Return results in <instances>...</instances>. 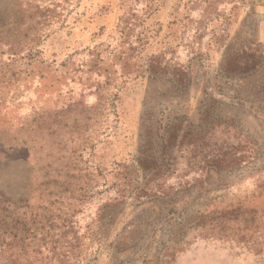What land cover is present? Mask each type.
I'll return each instance as SVG.
<instances>
[{"label": "rangeland", "instance_id": "1", "mask_svg": "<svg viewBox=\"0 0 264 264\" xmlns=\"http://www.w3.org/2000/svg\"><path fill=\"white\" fill-rule=\"evenodd\" d=\"M263 51L264 0H0V195L67 190L81 264H264Z\"/></svg>", "mask_w": 264, "mask_h": 264}, {"label": "trees", "instance_id": "2", "mask_svg": "<svg viewBox=\"0 0 264 264\" xmlns=\"http://www.w3.org/2000/svg\"><path fill=\"white\" fill-rule=\"evenodd\" d=\"M250 46L258 48L256 56L247 54L245 48H239L229 51L228 58L231 62L224 58L221 75L227 80L226 83L243 80L257 72V67L261 64L251 65V61L257 59L260 47L254 43ZM124 69L128 68L125 66ZM124 69L122 76L131 75ZM167 71L165 67L161 68V62L156 64L153 59L146 73H150L153 78L172 76ZM174 77L177 82L186 85L184 89L189 87L191 80L183 76ZM219 94L225 96L222 90ZM164 132L170 138L175 131L166 129ZM60 195L57 200H46L40 207L33 201L13 202L0 195V263L8 261L11 264H36L42 256L47 260L46 264L52 260L56 264H81L88 258L89 253L84 251H87L86 245L90 244L92 235H82L77 230L76 210L73 208L75 203H70L71 199L66 198L67 190ZM84 196H87L86 190L73 198L77 200V197H81L82 200Z\"/></svg>", "mask_w": 264, "mask_h": 264}]
</instances>
